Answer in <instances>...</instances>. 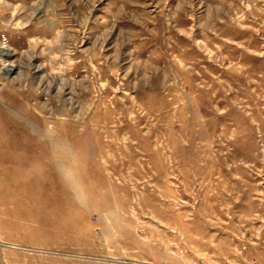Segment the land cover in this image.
<instances>
[{
  "label": "rangeland",
  "instance_id": "obj_1",
  "mask_svg": "<svg viewBox=\"0 0 264 264\" xmlns=\"http://www.w3.org/2000/svg\"><path fill=\"white\" fill-rule=\"evenodd\" d=\"M0 47V264H264V0H0Z\"/></svg>",
  "mask_w": 264,
  "mask_h": 264
},
{
  "label": "bare ground",
  "instance_id": "obj_2",
  "mask_svg": "<svg viewBox=\"0 0 264 264\" xmlns=\"http://www.w3.org/2000/svg\"><path fill=\"white\" fill-rule=\"evenodd\" d=\"M12 56L13 53L5 48L0 47V70L5 74H10L16 70V68L13 67L12 62L8 61Z\"/></svg>",
  "mask_w": 264,
  "mask_h": 264
}]
</instances>
